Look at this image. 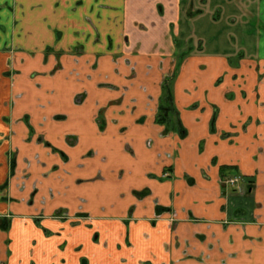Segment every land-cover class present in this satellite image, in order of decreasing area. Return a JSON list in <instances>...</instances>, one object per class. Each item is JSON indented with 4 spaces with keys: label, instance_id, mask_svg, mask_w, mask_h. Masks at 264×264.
Wrapping results in <instances>:
<instances>
[{
    "label": "crops",
    "instance_id": "0c3cea01",
    "mask_svg": "<svg viewBox=\"0 0 264 264\" xmlns=\"http://www.w3.org/2000/svg\"><path fill=\"white\" fill-rule=\"evenodd\" d=\"M241 1L0 0V226L33 216L43 196L49 213L67 203L94 218L92 229L47 221L61 234L54 247L34 221L14 219L0 227V264H264V0ZM210 2L225 8L206 29L241 25L236 49L223 50L224 37L220 52L190 50ZM184 47L171 86L180 121L167 134L155 117ZM54 148L72 174L61 204L34 178L61 161ZM222 174L244 181L226 189ZM70 234V260L55 261Z\"/></svg>",
    "mask_w": 264,
    "mask_h": 264
},
{
    "label": "rangeland",
    "instance_id": "374dc122",
    "mask_svg": "<svg viewBox=\"0 0 264 264\" xmlns=\"http://www.w3.org/2000/svg\"><path fill=\"white\" fill-rule=\"evenodd\" d=\"M241 2L243 3V0ZM185 6L187 8V5H185ZM202 7H203L202 4L199 2L196 5L195 9L202 8ZM219 8H225V5H222V7H221V6H218L217 4H215V2H210L209 6H207V8H206L207 14L200 16V17H197L195 19V21L192 23L193 24L192 28L194 29V26H195V30L190 32L191 37H192L191 38L192 42L190 44L191 45L190 50L193 49L195 51L196 49H199L201 46L203 50H207L208 52L215 51V50H217V52L218 51L220 52V50L222 51V49L215 48V47L220 46V42H222L224 40V37H225V38H228L230 40V41L228 40L230 42L229 43L230 45L228 46V44H226V47L223 50L226 49V50L230 51L231 50L230 46H233L232 50H234L238 47L239 43H241L243 41V37L245 34H244V32H241L242 30H239V28H241L240 27L241 25L239 26V28L237 30H234L235 32L234 31H228L225 28H220L219 30H216V31H213L211 28L206 29L207 25L205 24V19H206L205 16L211 17L214 12H217V11H218V13L221 12L222 10ZM189 9H190V12H192V14L195 15V17L198 16L200 13V11H195V9L194 10L191 8H189ZM186 12H188V11H186ZM218 13H216V14H218ZM222 13H223V11L221 12V17H222ZM218 15H220V14H218ZM189 17H191V16L189 14H187L186 18L188 19ZM192 18H193V16H192ZM223 19H224V17H223ZM223 19L221 21L224 23V21L226 19L224 21H223ZM222 27H226V25H223ZM182 37H183V39L185 38L184 34ZM185 48L186 47L181 49V50H183L182 52H181V50H178V53L179 54L183 53L182 54L183 56L190 55V53H189L190 50H187L184 53V51L187 49V48L186 49ZM55 117L60 118L61 116L57 115ZM67 142L72 147L76 143V141L74 139H70V138H69V140H67ZM55 155H58V154H55ZM8 157H9V163H12V162H14V160L17 159L18 156H17L16 152L10 151ZM34 160H35L34 163L38 167L43 168V171H45L47 165L45 163L41 164V160L39 159L38 156H36ZM61 161L59 160V163L55 162L49 171L42 173V174L40 173L37 176H34V178L37 179L35 182L36 187H37V191H38L37 194L38 195L42 194V193H40L41 187H42L43 193H45L47 196H52L54 203L58 202L60 204L63 201V199H61L62 195L67 190V187L69 185V182H70L69 178L70 179L72 178V174H70V171H68L69 169H67L68 168L67 157H65V156L61 157ZM23 163L24 164H22V165H26L28 167L31 166V162L28 160L24 159ZM25 163H27V164H25ZM20 176H21V182H22L21 186L23 189V187L25 186V185H23L25 182V179H29L30 174L24 173L23 175H20ZM76 183H79L78 180L76 181ZM48 185H49V188L45 191L44 187H46ZM73 185H74V182H73ZM65 186H67V187L63 191ZM34 193H35V191L33 192V194ZM140 194H142V196H144L146 194V191H143ZM47 198L44 196L42 197L41 201H39L37 212L33 216L30 217L25 213H23L21 215H16V216L7 215L6 217H4L5 219H3L1 221L2 225L0 227L5 231H10L12 220L18 219L19 222L18 221L17 222L22 227H24L26 225L25 223H27L29 220H32L37 225V228L41 229L43 231V233L46 232L45 233L46 238H49L48 245H49V242H51L50 244L53 245V247L55 246V243H57V241H60V239H58L55 236L56 235L58 236V234L59 235H61V234H60V232L54 233V232H50L49 230L45 229V223L47 221H50L53 224L54 223L55 224H57V223L67 224L71 230H75L77 228V226L82 225L80 222L86 221L87 222V223H85L86 227L88 229H92V227L94 225V223H93L94 218H91V216L90 217H82L83 213L80 211V209H81L80 207H75V208L69 207L67 205V203H65L64 205H60L58 207L55 206L56 208L54 209V211L52 213H49V211H47L46 204L48 203V205H51V201H49L50 200L49 197H47ZM33 203H34V200L32 201V205H33ZM28 205L30 206V204H28ZM47 232L49 234H47ZM96 235H97V238H96ZM71 238H76V235L70 234L68 236V238L65 239L64 243L60 242L59 244L56 245V247L58 246L59 248H57L56 252L54 253V260L55 261H57L58 259H61L64 263H66L67 261L70 260L69 256H68V260L63 258L62 253H64L68 249L67 248L68 247L67 242H69ZM94 238L96 239V240L93 239L94 242H97L98 241V233L95 234ZM8 243H9V241H8ZM78 249L79 248L75 247L76 251H79ZM70 254H71V251H70ZM8 255L11 256L10 251H8ZM86 259L87 260L84 261V264H89L88 258H86ZM32 264H35V261H32Z\"/></svg>",
    "mask_w": 264,
    "mask_h": 264
},
{
    "label": "flooded vegetation",
    "instance_id": "af4514ba",
    "mask_svg": "<svg viewBox=\"0 0 264 264\" xmlns=\"http://www.w3.org/2000/svg\"><path fill=\"white\" fill-rule=\"evenodd\" d=\"M182 54L183 53L177 54L175 68H174L173 72L171 73V75L168 76L167 78H165V80L163 82V95H162V98H160V100H159L158 110H157V114H156V117H155V124L165 127V132L167 134L172 133L173 130L176 128L175 126H173L174 120L177 121L178 123H179L180 120H179V117H178V112L175 110L174 103H173V101L171 102V95L169 97V95L165 93L164 86H165V82L167 81V79L172 78L173 75L177 72L178 65H179V67H178L177 74L179 73L180 67H181L182 63L184 62V60L186 59V57H187V56H183ZM169 88L171 89V84L169 85ZM162 113L168 114V121L162 122V119H161L162 118ZM25 121H26V124H27V126H28V128L30 130V138H32V136L35 134V131H34L33 127L30 126V124H29L28 116L25 117ZM178 131H179V136L181 138L185 137L186 130H185L184 127L179 126L178 127ZM38 140L40 142L44 141L43 138H41V137H39ZM44 143H45V145L47 147H52V145L50 143H48V142H44ZM53 151L56 152V153H59L62 157L65 156V154L62 151H59V150H57L55 148L53 149ZM9 165H10V173H11L10 176L12 177L14 175V172H15V169H16V160H14V162H12V163H9ZM171 169H172V166H168V167L164 168V170H163L164 173L163 174H164L165 177L163 179H169L170 178L169 171H171ZM231 178H237L238 181L235 184H230L229 180ZM221 180H222L223 187L226 188V189L237 187L244 181L243 177L242 176H238V175L230 176V177L227 175L225 177H221ZM147 194L148 193H147V190H146V194L145 195H147ZM138 195L142 196V194H140V193H138ZM82 217H90V216H88V215L83 213ZM47 234H49V233L47 232ZM85 260H87V259L86 258H82L81 259V264H84Z\"/></svg>",
    "mask_w": 264,
    "mask_h": 264
},
{
    "label": "trees",
    "instance_id": "16d2710c",
    "mask_svg": "<svg viewBox=\"0 0 264 264\" xmlns=\"http://www.w3.org/2000/svg\"><path fill=\"white\" fill-rule=\"evenodd\" d=\"M178 67H179V65H178ZM178 67H177V72H178ZM177 72L173 75L172 78L167 79V81L165 82L164 91H165L166 94L169 95V97L171 95V89L169 88V85L171 84V86H172V83L174 82V79L177 76ZM171 99H172V97H171ZM161 119H162V122L168 121V114L162 113V118ZM224 169H227V168H224ZM224 169H222V170H224ZM222 177H225V174H222Z\"/></svg>",
    "mask_w": 264,
    "mask_h": 264
},
{
    "label": "built area",
    "instance_id": "2783aa9c",
    "mask_svg": "<svg viewBox=\"0 0 264 264\" xmlns=\"http://www.w3.org/2000/svg\"><path fill=\"white\" fill-rule=\"evenodd\" d=\"M237 181H238L237 178H231V179L229 180V183H230V184H235Z\"/></svg>",
    "mask_w": 264,
    "mask_h": 264
}]
</instances>
